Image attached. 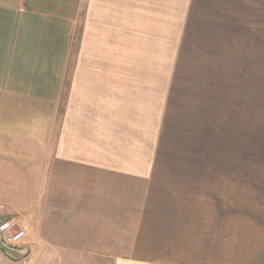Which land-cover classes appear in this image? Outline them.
I'll use <instances>...</instances> for the list:
<instances>
[{
    "label": "crops",
    "instance_id": "obj_1",
    "mask_svg": "<svg viewBox=\"0 0 264 264\" xmlns=\"http://www.w3.org/2000/svg\"><path fill=\"white\" fill-rule=\"evenodd\" d=\"M237 61H264V0H0V221L26 229L24 262L0 245V264H183L189 201L156 159L185 139L219 150L209 76ZM239 189L207 215L230 199L244 226L202 264H264V180Z\"/></svg>",
    "mask_w": 264,
    "mask_h": 264
},
{
    "label": "rangeland",
    "instance_id": "obj_2",
    "mask_svg": "<svg viewBox=\"0 0 264 264\" xmlns=\"http://www.w3.org/2000/svg\"><path fill=\"white\" fill-rule=\"evenodd\" d=\"M226 64V76H217L218 65L212 66L210 73L213 74L209 76L212 91L226 87L220 98L227 102L228 116L226 122H213L216 134L210 140L212 144L219 146V150H211L213 145L207 149H194L185 139L182 148L173 146L168 151L161 149L156 159L161 171L162 191L169 190L167 193L171 196L174 194L189 201L177 202L179 211H174L172 215L179 223V229L184 231L181 238L184 240L185 249L188 248L187 252L180 254L184 258L180 259L184 260L183 264H202L204 245L208 258L213 260L209 241L211 247L214 242L212 249L216 243L222 241L224 250L229 244L231 246L234 240V229L238 227L236 223H239L241 228L244 226L245 215L242 212H234L238 204L236 206L230 199L225 202L227 212L221 215L220 220L218 212L213 209L209 218L208 207L217 201L214 193L218 187H225L227 192H233L235 187H240L239 190L244 192L249 190L251 181L264 180V61H237ZM241 100H245L246 105L243 108L239 106ZM252 104L257 107L256 119L250 117ZM232 108L234 111L230 112ZM223 109L224 107L221 114ZM236 112L239 117L234 116ZM240 112H245V115H239ZM242 202L243 199L240 203ZM170 214L168 212V215ZM237 219L239 220L236 222ZM15 227L18 228L16 225ZM206 236L207 244H204ZM11 258L15 259V262L20 261L17 255ZM217 259L212 262L218 263ZM212 262L209 261L211 264Z\"/></svg>",
    "mask_w": 264,
    "mask_h": 264
},
{
    "label": "built area",
    "instance_id": "obj_3",
    "mask_svg": "<svg viewBox=\"0 0 264 264\" xmlns=\"http://www.w3.org/2000/svg\"><path fill=\"white\" fill-rule=\"evenodd\" d=\"M26 238L25 228H16L14 223L9 220L0 222V245L8 256L16 255V249Z\"/></svg>",
    "mask_w": 264,
    "mask_h": 264
}]
</instances>
